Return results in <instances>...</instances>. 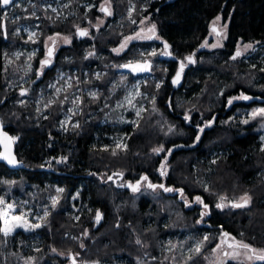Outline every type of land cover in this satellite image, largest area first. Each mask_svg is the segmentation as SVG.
<instances>
[{
  "label": "trees",
  "instance_id": "obj_1",
  "mask_svg": "<svg viewBox=\"0 0 264 264\" xmlns=\"http://www.w3.org/2000/svg\"><path fill=\"white\" fill-rule=\"evenodd\" d=\"M102 1L95 0L96 5L89 10L79 8L77 16L67 20L45 15L41 46L55 33L69 34L73 39L58 49L55 62L45 68L35 83L36 87L43 86L42 97L37 88L20 95L17 83L26 72L21 71V61L10 62L8 54L20 44V37L15 32V23L7 18V6H0L3 25L0 27V114L15 138L19 157L26 164L25 168L15 170L0 162V198L17 193L32 198L30 191L44 198L57 187L64 190L62 203L53 209L42 227L5 235L0 222V264H67L68 258L58 252H69L70 257L71 253L79 254L82 260H100V264L107 261L127 264L124 257L130 260L129 264H149L146 259L137 261L140 252L145 256L152 253L132 225L142 218L148 220L146 214L157 210L152 218L157 227L153 229L157 233L155 243H159L169 233V229L159 226L164 201L176 203L185 216L179 227L185 221L190 222L188 229L172 231L175 234L207 232L213 237L208 242L209 249L217 241L215 233L223 232L251 246L264 247V145L257 120H249L247 112L253 106L264 105V71H261L264 66L254 64L264 53V0H111L112 15L104 25L95 24L105 15L100 10ZM132 3L136 8L130 15ZM218 15L227 23L223 45L201 47ZM145 16L156 24L160 37L157 46L164 49L166 41L172 58L148 53L143 59H128L139 56V49L150 46L154 38L133 41L121 54L113 51L126 35L135 31L138 23H133L132 17L140 20ZM78 29H87L89 34L81 37ZM250 42L253 48L241 51V56L232 59L240 45ZM42 54L43 48L34 58V67L28 70L32 78L37 76L35 69ZM188 56L195 62L189 64L185 60ZM180 60H185L187 66L183 85L176 89L172 77ZM123 61L125 64L147 61L151 69L133 73L120 67ZM57 70L68 73L75 70L71 87L66 86V76L60 79L56 76ZM152 73L155 79L148 76ZM142 74L147 75L141 84L142 91H149L151 97L155 94V104L142 117L122 122L115 102L127 92L128 82ZM54 79L55 87L48 89ZM159 79H162L160 84ZM87 87L96 88V92H83ZM57 88L65 89L56 96ZM75 88L80 89L82 97L81 111L78 105L74 112L79 125L64 129L60 125L62 110L72 103L71 90ZM241 94L251 99L228 103ZM170 98L173 111L169 107ZM145 99L144 94L136 98L139 104ZM147 100L149 103L150 99ZM49 101L54 102L49 105ZM126 116L136 114L129 110ZM210 120L211 125L200 133L199 127ZM163 122H169L167 128L162 127ZM117 135L124 136L126 148L103 147L115 146L113 139ZM176 144L181 146L170 154V172L161 176L157 171L160 158L153 149ZM62 158L66 159L58 162ZM111 174L135 180L147 176L148 182L163 184L174 191L166 192L158 187L161 200L144 194L133 200L132 210L115 211L122 203L119 196L131 191L109 179ZM176 190H182L183 195ZM245 193L251 197L247 207L230 206V202H238ZM71 195L74 198L69 203ZM197 196L209 205V215L203 219V206L195 202ZM221 197L226 199L221 201ZM221 202L227 206L216 208ZM97 211L101 213L99 222ZM128 233L135 235L130 239ZM189 255L192 253L182 259L152 255L156 257L152 264H209L205 250L192 260H188Z\"/></svg>",
  "mask_w": 264,
  "mask_h": 264
},
{
  "label": "rangeland",
  "instance_id": "obj_2",
  "mask_svg": "<svg viewBox=\"0 0 264 264\" xmlns=\"http://www.w3.org/2000/svg\"><path fill=\"white\" fill-rule=\"evenodd\" d=\"M43 1V3H42ZM60 1L62 0H33V1H29V0H13V3L8 5L5 9V12L8 13L7 18L11 20V22L15 23V32L16 34H18V36L20 37V44L17 46V48L15 50H13L12 52L8 53L9 54V60L10 62L12 60H18L21 61V71L26 72V74L24 73L23 78L21 80H19V82L17 83V85L19 86V88H23V87H27L33 80H35L36 78H38V75L35 77H31L30 75V71L28 72V70H31L34 67V58L40 54L41 48H43V54L40 56V60L39 62L45 58V54L46 53V45L48 47H52V42L48 40L49 36H55L56 37V45H55V49H54V53L56 56V53L58 51V49L62 46V45H67L70 44L73 36L69 35V34H64L61 33L59 34V36H57V33L49 35L46 39H45V43H44V47L41 46V36L43 33V29H44V17L46 14H50L53 18L55 19H60V20H67L68 18H71L73 16H69L68 14H74L71 10L68 12L67 14V8L66 4L64 3H60ZM109 3H110V8L112 9V2L111 0H103L100 4L101 6L104 7H109ZM133 6H134V10H135V3H132V6L129 10V14L131 15V13L134 11L133 10ZM53 9H55L56 11L54 12ZM20 10H22L24 13H21ZM29 12H25L28 11ZM34 13V15H33ZM221 17V15H218ZM64 17H66V19H64ZM39 19L41 21H39ZM108 19V15H104V16H100L95 22V24H101L104 25L106 23ZM131 21H135L137 24V27L135 29V31H133L132 33L126 35L127 36H134L136 32L141 31V29L144 30V32L142 33L143 35H150V33H148V29L154 24L156 26V24L154 22H152L150 20V18L148 16L142 17L140 20H137L135 17H132ZM218 24V28L221 29L222 31H226L223 30V25H225V23L222 21V17L221 20L217 22ZM227 24V23H226ZM36 33V36L30 40L29 39V35L30 33ZM156 34L157 33V27H156ZM159 36V35H158ZM64 37H68L70 40V43H65L64 42ZM124 37V38H125ZM121 41V43L124 41ZM225 39V36H216L215 33H212V29L209 32L207 38L205 39V41H207L208 45L206 48H215V47H211V45L216 44L218 41L220 43V45H223V41ZM136 40H141V39H134L132 41H130L128 43L127 48L129 47V45L131 44V42L136 41ZM142 40H150V39H142ZM157 41H160V39H154V41L151 43L150 46L145 47V48H140L139 49V56H134L131 58H128L130 61L132 60H137V59H143L144 56H146L148 53H152L154 50L157 52L156 57L161 56L164 49H162V46H157ZM204 41V43H205ZM120 44L116 45L113 47V49L119 48ZM203 43V44H204ZM251 43V42H250ZM249 44V43H246ZM253 45V43H251ZM240 45V49L242 52L244 51V46ZM127 48H125L123 51H121L119 54L123 53ZM35 53L34 56H32V54ZM116 53V52H115ZM32 56V59H29V57ZM55 56L52 58V63L55 62ZM8 60V61H9ZM256 62H254V64L257 63H262V66H264V53L261 54V56L259 58H257L255 60ZM51 63V64H52ZM125 61L121 62L119 65L121 67V65H124ZM29 65L31 66L29 68ZM40 68V64L36 67V73L37 70ZM45 70V69H44ZM43 70V72H44ZM100 71V70H99ZM58 78H63V77H67L66 79V83L69 85V83L71 84V81L76 78L74 72L73 73H68L64 70L61 71H56ZM96 74L98 75L99 72L97 71ZM43 75L40 74L39 77L41 78ZM175 75V74H174ZM173 75V76H174ZM55 76V77H56ZM150 76L151 79H155L156 75L155 74H150L148 75ZM173 78V77H172ZM147 79V75L142 74L141 76H138L136 78L135 81L133 82H128V89L127 92L122 96L121 99H117L115 102V108L119 109V115L118 118L122 121V122H131L133 120H136L140 117H142V115L144 113L147 112L149 106L151 104L154 103L153 98H155V94H153V96L151 97L152 93H150L149 91H142V87L141 84L145 83ZM57 80H53L51 81V83L48 86V89L51 88V85H53ZM160 83H162V79H159L158 81ZM66 85V86H68ZM36 89L39 94H41L39 97H42L44 95V90H43V86H38L36 87V85H34L31 89ZM66 88V87H65ZM65 88H59L61 89V92L65 89ZM96 92V88H92L89 89L84 88L82 89L83 92ZM60 93V92H59ZM59 93L56 92V96L59 95ZM144 94V96H146V99L142 102V103H137L136 98L139 95ZM241 95H246V94H241ZM239 95V96H241ZM238 96V97H239ZM71 98H72V103L69 104V106L65 107V109L63 108L62 110V118L60 120V125L61 128L64 127V129L68 128L71 125H79L78 120L75 119L74 117V112L76 110V107L79 105V111H81L80 108V104L82 102V97H81V91L80 89H73L71 90ZM150 99V102L148 103L147 99ZM39 99V98H38ZM38 99L36 100V102H38ZM77 101V103H76ZM129 101H131V103H129ZM155 104V103H154ZM153 104V105H154ZM172 104V103H171ZM65 105V101H63V106ZM170 107V106H169ZM172 108H173V104H172ZM259 108H264V105H256L253 106L251 108L248 109V117L249 120L254 121L257 120L258 123V129L261 130V139L262 137H264V117L261 116H257L256 118H251V113L253 112V110L255 109H259ZM129 110H132L135 112L136 116L135 117H129L127 118L126 114L127 112H129ZM139 112V115L137 114ZM247 117V118H248ZM211 122H213L212 120H210ZM209 121H205L204 124H202L199 128H203L205 129V125L208 124ZM169 122L162 123V127L163 128H167ZM172 129V127H171ZM201 133V132H200ZM115 142V146H103V147H110L113 149H118L120 147L122 148H126V141L124 139V136L121 135H117L114 136L113 139ZM263 141V145H264V139H262ZM117 145H120V147H117ZM178 146H181L180 144H176V145H172V146H168L165 147L163 145L161 146H156V148H160L163 147L164 151L160 152L159 154L155 153V155H157L160 159L158 160L159 164L157 166V171L160 173L161 172V165H165V171H166V175L170 172V168H171V163H170V154L171 152ZM171 149V152L169 153L168 150ZM165 176V175H163ZM116 182V184H119L121 186H127L128 183H133L135 184L136 181L140 180V179H136L135 178H125L124 175H114L113 178L111 180H113ZM147 184L148 181H141L140 184V190L138 192L133 193L131 189H129L131 192H129L128 194L124 195L122 194V196L120 195V201L123 203H120L117 205L116 210H123L128 212V210H132L133 206L132 204L135 202L133 201L134 199L136 200L139 196L144 195V194H149L151 198L155 199V200H161L159 199V188L157 187L156 189L150 190L147 188ZM59 189H63L60 187L56 188L55 192H48L44 198H42V196H37L35 195V192L30 191V194L32 195V198L29 197H25L22 193H17L16 195H13L12 197L8 198L6 196H3L2 199L4 200V204H0V210H6V206L8 204H12L14 207L11 210H8V216L7 219L9 221L8 227H12L13 225L17 224V221L12 220V216L14 215H24L25 220H27V222H29L30 224H36L39 223L42 226L44 224H46L49 220V217L53 211L54 208H56L57 206H60V203H62L63 200V191H58ZM128 190V191H129ZM74 198L73 195H71V199L69 200L72 201ZM53 199H55L57 201L56 206L53 208L52 207V201ZM163 199V198H162ZM234 202V201H233ZM127 205H130V208H127ZM178 206L176 205V203L172 202V201H164L163 202V207L161 208L163 211V215H162V220L159 224V226L161 225L162 227L169 229V233L165 236L162 237V240L159 243H155L157 240L156 238V232H153V229H156V225H155V218H152L153 216H155L158 211L156 210L154 213H147L146 214V218H148V220H143V218L141 219V221L137 224L132 225L135 229H138L139 233L143 236V239L146 240V245H147V249L150 250V252L152 254H148V256H145L142 252L139 253L138 255V262H143L144 259H146V262L149 264H152L154 262V259H156V255H166L165 259L171 257L172 258H177V259H182V256L184 257L185 254L190 253V249L194 248L195 245L202 241L203 238L205 236L209 237V234H207V232H203V233H199V232H195L193 229V233L190 232H185L184 235L182 234V236H180L179 233L175 234L174 230H178L180 231L181 229H188V222L185 221V224H183L181 227H179L178 225H181L179 223V221H182L185 216L182 215L180 209L177 208ZM70 208V207H69ZM68 208V212H70L71 209ZM82 209V208H81ZM45 210L48 211L49 215L45 218V219H40L41 217H44V212ZM74 212V211H73ZM76 216L78 217V215L76 214ZM0 222H1V229L5 228V223H4V217H0ZM23 221H21L20 223H22ZM137 222V221H136ZM183 223V222H182ZM152 227H148L151 226ZM192 227V225H191ZM151 228V229H150ZM36 229V228H35ZM35 229H25L23 227H15L13 229V231L10 234H14L15 232H17L18 230H24L26 232H30L33 231ZM177 231V232H178ZM68 234V233H67ZM129 236L127 238L132 239L134 237V233H128ZM9 235V234H8ZM216 237H217V241L216 243H214V245H212V247L209 249L208 248V242L212 241V235L209 237V241L205 242L202 250H205V258L207 260V262L209 264H221V260H225L227 259V263L232 261L235 264H255L257 262L260 261H248L245 256H244V249H237V251L241 252V255L237 258V259H230V258H225L223 257V251H229L231 252L232 249H228L226 245H224L223 249L217 252H213V249L216 247V244L220 243L221 239H222V233H215ZM231 237H235V239L237 241H242L244 243H247L245 240L238 238L232 234H230ZM142 240V238H141ZM190 241V242H189ZM231 242V241H229ZM248 244V243H247ZM83 245V243H82ZM253 248L257 249V250H261L264 249V247H254ZM157 248V249H156ZM157 250V251H156ZM201 250V251H202ZM61 255H64L65 257H67V264H73V258H75V262L76 264H100V260H88V259H81L79 254H73V256H69V252L65 253V252H58ZM142 254V255H141ZM249 255H251V252L248 253ZM155 255V256H152ZM170 256V257H169ZM185 258V257H184ZM183 258V259H184ZM124 261L127 262V264L130 263V260L126 257H124ZM106 264H113V262L111 261H107Z\"/></svg>",
  "mask_w": 264,
  "mask_h": 264
},
{
  "label": "snow or ice",
  "instance_id": "obj_3",
  "mask_svg": "<svg viewBox=\"0 0 264 264\" xmlns=\"http://www.w3.org/2000/svg\"><path fill=\"white\" fill-rule=\"evenodd\" d=\"M13 3V0H0V6H8L10 4ZM100 10L102 12L105 13V15H112V12L110 10V3H109V7H104L101 6ZM133 10H134V6H133ZM53 11L55 12L56 10L53 9ZM34 15V13H33ZM5 18H6V14H5ZM221 20L220 16H217L215 18V20L212 22V33H215L216 36L220 37V36H225L226 37V31H222L217 27V22ZM133 23H135V21H132ZM0 27H3L2 24H0ZM223 29L226 30L227 29V24L223 25ZM148 33H150V35H143L142 33L144 32L143 29H141V31L136 32L134 36H127L124 38V41L121 43L119 48L113 49L114 52H116L117 54H119L121 51H123L125 48H127L128 43L134 39H160V37L156 34V26L153 24L148 30ZM88 30L87 29H78V35L83 37V36H87ZM36 36V33H30L29 35V39L32 40L34 37ZM57 36H59V34L57 33ZM48 40L52 42V47H48L46 45V56L44 59H42L40 61V68L37 70V75L39 76L40 74L43 73V70L48 67L49 65H51L52 63V57L54 55V49H55V45H56V37L55 36H49ZM64 42L65 43H70V40L68 37H64ZM209 46L207 41H205L204 44L201 45V47H207ZM221 46L219 41L216 44L211 45V47H219ZM170 48V45L165 41L164 42V51L160 54L164 55V56H172L173 54L168 50ZM244 51H247L248 49L253 48V45L251 43L249 44H245L243 46ZM35 53L32 54V56H34ZM89 55H93V53H89ZM150 55L152 56H156L157 52L154 50ZM242 52L241 50L238 48L235 55L232 57V59H236L237 57L241 56ZM32 56L29 57V59H32ZM185 60L190 64V63H194L195 61L193 60L192 56H188L185 58ZM185 60H181L179 62V68L176 72L175 77L172 80L173 84H179L180 79L183 75V71L184 68L187 66L185 63ZM31 66L29 65V68ZM121 67L124 68H128L131 70V72L136 73V72H146V71H150L151 69V64L150 62H144V63H140L137 62L135 64L129 62L128 64H124L121 65ZM261 71H264V69H261ZM99 78V76L97 77ZM51 87H55L54 85H51ZM68 87H71V84L69 83ZM157 87H159V85H157ZM61 91V89L57 88L56 92L59 93ZM27 93V89H22L20 92V95L23 96ZM93 97H95V93L91 94ZM239 99H243V100H249L251 99V97L246 96V95H241L239 97H233L232 99H230L228 101L229 104H231L233 102V100H239ZM54 101H49V105L51 103H53ZM129 103H131V101H129ZM49 105H45V107H48ZM139 115V112L137 113ZM257 116H261L264 117V108H259V109H255L253 110V112L251 113V118H256ZM185 119H189V117H185ZM244 123H248V120L243 121ZM211 121L208 122L207 125H205V127H209L211 125ZM78 127V125H76ZM172 129L170 128L169 131H171ZM200 132H203L204 129L200 128L199 129ZM199 136L196 137L197 140H199ZM14 137H8L7 134H3V140L4 141H12L14 140ZM262 139H264V137H262ZM6 149H7V144L5 145ZM117 147H120V145H117ZM264 150V149H262ZM153 151L157 154H159L160 152H163L164 149L163 147L160 148H156L153 149ZM168 152H171V149L168 150ZM0 158L4 159L7 161V163L9 165H17L18 163H20L19 161H17V159L15 158L14 155H12V153L10 152V150H6L3 153H0ZM66 158H62L61 161L58 162H63V160H65ZM165 169V165H161V176L166 175V171ZM109 179H112V177H109ZM141 181H148V177L147 176H143L141 177L140 180L136 181L135 184L133 183H128L127 187H129L133 193L138 192L140 190V184ZM7 183H11V182H7ZM148 188L151 189H156L157 187L163 189L164 191L168 192V191H174V189L171 188H166L163 184L160 185H156L153 184L151 182H148L147 184ZM58 191H63V189H59ZM176 191H180L181 195H183V191L182 190H176ZM221 201H224L226 199V197H221L220 198ZM195 202L199 203L203 206V211L201 212V218L203 219L204 216L209 215V205L204 203V201L202 200L201 197L197 196L195 198ZM251 202V197L245 193L243 196L240 197L239 202H230V206L234 207V208H245L247 207ZM4 200L2 198H0V204H4ZM57 204V201L55 199H53L52 201V207L54 208ZM227 205H225L223 202L216 204V208L222 209L224 207H226ZM14 206L12 204H8L6 206V210H0V217H4V223H5V228L2 229V231L4 232L5 235L10 234L13 229L15 227H23L26 230L27 229H35V228H40L42 227L41 224L36 223V224H30L29 222H27V220H25L24 215H14L12 216V220L17 221L18 223L13 225L12 227H8L9 221L7 219L8 216V210H11ZM49 215L48 211L45 210L44 212V217H41L40 219H45L47 216ZM101 219V213L99 211H97L96 213V221L99 222ZM21 221H23L22 223H20ZM209 237L205 236L203 238L202 241L198 242L194 248L190 249V252L192 253V255L188 256V260H192L194 255H198L201 253L202 247L204 245L205 242L209 241ZM231 241V242H229ZM137 243H139V241H137ZM224 245L227 246L228 249H232L231 252L229 251H223V257L225 258H230V259H237L240 255L241 252L237 251V249H244L245 252L243 253L245 258L248 261H262L264 262V249L261 250H257L255 248H253L251 245L244 243L242 241H237L235 239V237H231L229 233L227 232H223L222 233V239L220 241V243L216 244V247L213 249V252H217L223 249ZM53 251H55V249H53ZM251 252V255H249L248 253ZM73 264H76L75 262V258H73ZM221 264H227V259L225 260H221Z\"/></svg>",
  "mask_w": 264,
  "mask_h": 264
},
{
  "label": "water",
  "instance_id": "obj_4",
  "mask_svg": "<svg viewBox=\"0 0 264 264\" xmlns=\"http://www.w3.org/2000/svg\"><path fill=\"white\" fill-rule=\"evenodd\" d=\"M170 52H171V50H170V48L168 49ZM172 53V52H171ZM173 54V53H172ZM161 58H167V59H170V58H172L173 57V55L172 56H164V55H161L160 56ZM181 61V60H180ZM179 61V62H180ZM140 63H144V62H140ZM128 64V63H127ZM134 64H135V62H134ZM123 69H125V70H127L128 68H124V67H122ZM177 72V71H176ZM175 75H176V73H175ZM175 75L173 76V78L175 77ZM39 76H38V78H36L35 80H33L27 87H23L22 89H27V93H28V91L35 85V83L39 80ZM173 78H172V80H173ZM172 85H173V87L174 88H176V89H178V88H181L182 87V85H183V75H182V77H181V79H180V82H179V84H173L172 83ZM21 89V90H22ZM26 93V94H27ZM169 106H170V110L171 111H173V108H172V104H171V98L169 99ZM7 134V136L8 137H14L12 134H11V132H9L7 129H6V125L3 123V121H2V118H1V114H0V153H3V152H5L6 150H10V152L12 153V155H14L15 156V158L17 159V161H19L20 163H18L17 165H9L8 163H7V161L6 160H4V159H2V158H0V162H2V163H4L5 165H7L9 168H11V169H15V170H17V169H22V168H25L26 167V164H25V161L24 160H22L20 157H19V155H18V153H17V151H16V143H15V139L14 140H12V141H4L3 140V134ZM7 144V149H6V147H5V145ZM121 176H122V174H121ZM109 177H112L113 178V174H111ZM239 202V201H238ZM71 256H73V254L71 253Z\"/></svg>",
  "mask_w": 264,
  "mask_h": 264
},
{
  "label": "built area",
  "instance_id": "obj_5",
  "mask_svg": "<svg viewBox=\"0 0 264 264\" xmlns=\"http://www.w3.org/2000/svg\"><path fill=\"white\" fill-rule=\"evenodd\" d=\"M29 1H33V0H29ZM43 3V1H42ZM60 3H64L66 4L67 10V14L68 12L71 10L74 14H68L69 16H77V11L79 10V8H85L87 10L91 9L92 7H94L96 5L95 0H62L60 1ZM21 13H24L22 10H20ZM25 12H29L25 11ZM64 19H66V17H64ZM69 19V18H68ZM39 21H41L39 19Z\"/></svg>",
  "mask_w": 264,
  "mask_h": 264
},
{
  "label": "flooded vegetation",
  "instance_id": "obj_6",
  "mask_svg": "<svg viewBox=\"0 0 264 264\" xmlns=\"http://www.w3.org/2000/svg\"><path fill=\"white\" fill-rule=\"evenodd\" d=\"M45 56H46V54H45ZM54 56H55V53H54L53 57H54ZM53 57H52V58H53Z\"/></svg>",
  "mask_w": 264,
  "mask_h": 264
}]
</instances>
